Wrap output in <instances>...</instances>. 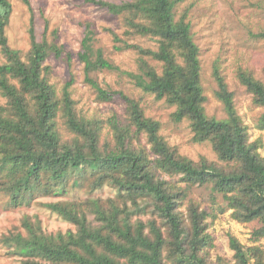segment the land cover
I'll return each mask as SVG.
<instances>
[{"label":"trees","instance_id":"16d2710c","mask_svg":"<svg viewBox=\"0 0 264 264\" xmlns=\"http://www.w3.org/2000/svg\"><path fill=\"white\" fill-rule=\"evenodd\" d=\"M83 1L124 18L128 39L110 32L117 51L133 50L139 55V73L130 74L136 86L175 107L173 120H188L195 142L210 143L218 161L202 157L196 162L180 155L161 135L160 123L145 115L139 101L123 92L104 90L90 78L95 72L117 70L102 50L94 49L95 32L90 24L85 25L80 50L72 53L47 38L39 41L33 22L31 49L22 59L6 35L12 4L0 0V49L6 60L0 63V93L7 101L0 105V190L10 196L13 206L39 197H62L72 187L96 190L109 186L117 192L116 198L107 201L46 203L47 209L76 230L46 234L26 218V232L5 236V244L24 258L23 264H215L210 261L215 243L207 220L217 215L189 199L195 187L209 185L226 204L219 207L221 214L230 210L231 218L240 224L258 222L252 240L260 243L264 240L261 145L250 140L234 94L217 64L215 95L226 118L207 114L200 49L187 14L177 16L182 0ZM137 36L154 41L156 49L131 43ZM253 36L264 39V31ZM51 56L69 62L77 57L99 99L126 103L129 123L123 128L113 124V148L100 147L101 128L78 114L70 85L58 95L48 78L51 67L46 62ZM238 78L253 103L264 108V84L245 70L239 71ZM61 121L73 135L71 140L64 138ZM260 122L264 127V114ZM143 134L151 154L134 143ZM213 202L217 205L215 195ZM88 214L95 215L96 223L89 221ZM229 242L235 264H264V250L254 251L234 236ZM218 261L225 264L222 258Z\"/></svg>","mask_w":264,"mask_h":264},{"label":"rangeland","instance_id":"374dc122","mask_svg":"<svg viewBox=\"0 0 264 264\" xmlns=\"http://www.w3.org/2000/svg\"><path fill=\"white\" fill-rule=\"evenodd\" d=\"M10 0L12 14L6 28L11 48L18 50L22 59H26L31 49L29 29L34 28L39 41L47 38L49 43L63 46L67 52L77 53L85 36V25L90 24L94 30V49L102 50L104 56L117 70L95 72L90 78L107 91L123 92L128 97L139 101L145 115L158 121L160 133L168 143L176 147L180 155L193 161L202 157L210 161H218L210 143H198L194 140L190 122L185 120L176 123L172 114L175 107L165 101L156 100L154 95L145 93L135 84L130 74H138L139 55L133 50L117 51L110 31L121 38L126 31L124 18L114 17L104 9H99L83 0ZM120 2L121 0H106ZM177 16L186 13L191 23V31L195 43L200 49L202 64V86L207 98L205 103L207 114L217 119L226 118L222 103L216 98L217 82L213 76L217 64L234 94L238 114L248 127L250 140L258 141L260 152L264 156V127L261 117L264 108L253 103V96L241 84L238 74L240 70L251 72L256 80L264 84V39L254 37L264 31V4L262 0H182L177 7ZM48 25V27H46ZM54 31L57 34L54 36ZM128 39V38H127ZM131 43L156 49V43L148 38L133 37ZM6 60L0 49V63ZM153 65L158 63L151 60ZM46 65L51 67L48 75L50 83L59 96L68 90L75 102L78 114L95 121L100 126V147L113 148L116 144L114 123L121 128L128 122L127 105L121 99L105 102L98 97L96 89L86 81L84 65L75 57L71 62L67 58L57 59L51 56ZM0 93V105L6 104ZM65 139L71 140L73 135L60 123ZM137 146L145 148L151 154L145 134L139 136ZM153 157V155H152ZM169 179V178H167ZM174 179H179L175 177ZM184 185V184H183ZM114 188L105 186L102 189L72 187L62 197H39L31 203L13 206L10 196L0 190V264H23L24 258L14 254L5 244L4 237L11 233H25L24 220L40 228L46 234L75 231L76 227L47 209L44 204L59 201H85L88 199L116 198ZM217 198V205L213 196ZM190 200L200 205L202 210L217 215L208 218L209 233L213 236L215 248L212 249L210 261L218 264L222 258L225 264H235L234 252L230 248L229 239L236 237L254 251L264 250V240L260 243L252 240V233L259 227L258 222L240 224L231 218L232 211L221 214L219 207L226 204L220 195L214 194L212 186L195 187L189 196ZM216 200V199H215ZM187 203L182 208L187 213ZM89 221L96 223L95 215L88 214ZM172 264V263H169Z\"/></svg>","mask_w":264,"mask_h":264}]
</instances>
